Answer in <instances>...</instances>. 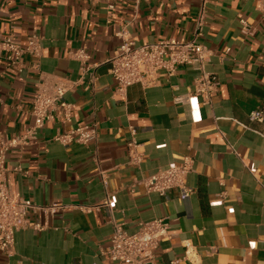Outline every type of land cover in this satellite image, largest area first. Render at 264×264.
<instances>
[{"label": "crops", "instance_id": "crops-1", "mask_svg": "<svg viewBox=\"0 0 264 264\" xmlns=\"http://www.w3.org/2000/svg\"><path fill=\"white\" fill-rule=\"evenodd\" d=\"M201 7L202 0H149L135 10L134 0H118L110 11L106 3L87 0H0V34L22 47L34 34L41 38L40 56L25 55L23 72L0 54V132L16 137L34 126L42 76L77 84L66 96L75 105L72 123H47L28 147L9 153L15 197L37 205L88 206L114 193L112 216L104 209H67L51 217L30 212L27 221L46 229L18 231L13 256L0 253V264H119L104 254L112 223L134 233L141 223L161 218L169 231L157 264H264V123L249 121L264 106L260 0H209L199 40L213 53L205 70L221 84L207 104L193 95L196 65L181 66L173 76L161 71L155 86L137 84L125 96L116 94L109 72L122 31L138 45L189 42ZM241 20L248 21L250 33ZM80 50L88 57L87 73L74 56ZM190 94L188 103H176ZM93 123L98 136L88 144L54 141L72 126ZM130 127L138 130L144 156L139 167L129 164ZM187 155L195 159L189 199L181 200L176 188L167 198L147 194L137 183ZM19 165L22 171H14ZM100 172L109 175L107 188Z\"/></svg>", "mask_w": 264, "mask_h": 264}, {"label": "built area", "instance_id": "built-area-1", "mask_svg": "<svg viewBox=\"0 0 264 264\" xmlns=\"http://www.w3.org/2000/svg\"><path fill=\"white\" fill-rule=\"evenodd\" d=\"M93 4L106 3L110 11L115 9L118 0H87ZM142 1L134 0V8L138 10ZM209 0H202L197 19V31L193 40L182 42L176 39H166L158 43L138 45L130 38L124 37L125 31L119 36L123 39L122 45L115 52L109 61L110 74L116 82V94L125 96L128 89L140 84L143 87L155 86L158 83V76L161 71H166L173 76L179 67L196 65L200 76L196 80L194 96H200L204 103H209L211 95L218 91L220 80L218 76L208 73L205 65L212 57V51L200 43V36L206 21ZM260 9L264 15V0H260ZM242 30L250 33V25L247 20H241ZM41 38L34 34L28 41L26 47L14 42L11 35L0 34V54L4 53L8 66L17 67L23 72V58L25 55L39 57L41 54ZM83 62L82 71L88 72L84 67L87 61L85 50L74 54ZM76 83L53 76H42L37 83L32 115L35 118L34 126L27 130L24 135L9 137L0 132V253L12 257L15 250V235L25 228H32L37 231L46 229V224L40 221L29 222L27 216L30 212L43 214L46 217L57 215L67 209L81 210L87 213L106 210L111 216L114 212V193L106 192L102 200L88 206L65 205L63 203H52L37 205L30 200L17 199L12 188L11 171L6 163L8 155L12 150H23L38 137L47 123L60 121L63 124H71L75 112V105L68 102L66 96L73 91ZM190 95L175 99L177 104L189 102ZM251 124L264 123V106L256 107L249 114ZM131 138L127 142L129 164L139 167L143 162V154L139 151L141 144L137 140L138 130L135 127L129 129ZM98 136V123L89 125L72 126L63 133H58L54 141L64 146L73 143L88 144ZM195 159L184 156L178 165L160 169L158 172L147 176L138 184L144 185L146 193H156L163 198L168 197L172 189L180 191L181 200L189 199L194 189L188 185V176L194 171ZM14 171L21 172V166ZM105 188L109 184V175L100 172ZM223 197L225 195L222 194ZM113 233L110 239V246L104 252L113 262L119 264H157V250L159 244L168 236L169 223L167 219H155L151 222H143L134 233L128 232L124 224L113 222ZM189 255V250L186 252ZM216 248H211L210 254H215Z\"/></svg>", "mask_w": 264, "mask_h": 264}]
</instances>
